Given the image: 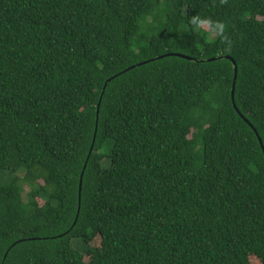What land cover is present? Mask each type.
Masks as SVG:
<instances>
[{
	"label": "trees",
	"instance_id": "trees-1",
	"mask_svg": "<svg viewBox=\"0 0 264 264\" xmlns=\"http://www.w3.org/2000/svg\"><path fill=\"white\" fill-rule=\"evenodd\" d=\"M226 57L264 148V0H0V264H264Z\"/></svg>",
	"mask_w": 264,
	"mask_h": 264
},
{
	"label": "water",
	"instance_id": "water-1",
	"mask_svg": "<svg viewBox=\"0 0 264 264\" xmlns=\"http://www.w3.org/2000/svg\"><path fill=\"white\" fill-rule=\"evenodd\" d=\"M166 56H175V57H179V58H182V59H190L189 57H187V56H184V55H181V54H172V55H166ZM227 59H229L232 63H233V65H234V80H233V84H232V90H231V101H232V104H233V107H234V109L236 110V112H237V114L245 121V123H247L250 127H251V129L254 131V133H255V135L257 136V139H258V142H259V144H260V147H261V149H262V151H263V153H264V148H263V145H262V142H261V140H260V138H259V136H258V134H257V132L255 131V129L251 126V124L239 113V111L237 110V108H236V106H235V104H234V87H235V78H236V70H237V68H236V66H235V64H234V61L232 60V59H230V58H228V57H226ZM132 68H134V66H132V67H130V68H127L125 71H127V70H129V69H132ZM125 71H123V72H125ZM114 77H112L111 79H113ZM111 79H109V80H111ZM94 141H95V134H94V137H93V142H92V145H91V147H90V150H89V154L91 153V151H92V148H93V143H94ZM89 154H88V156H87V159H86V161H85V164H84V167H83V170L85 169V166H86V164H87V161H88V158H89ZM83 170H82V173H81V175H80V180H79V186H78V200L80 199V191H81V183H82V174H83ZM79 204V203H78ZM78 210H79V206H78Z\"/></svg>",
	"mask_w": 264,
	"mask_h": 264
},
{
	"label": "rangeland",
	"instance_id": "rangeland-1",
	"mask_svg": "<svg viewBox=\"0 0 264 264\" xmlns=\"http://www.w3.org/2000/svg\"><path fill=\"white\" fill-rule=\"evenodd\" d=\"M206 28V27H205ZM207 29V28H206ZM19 176H21L22 177V174L21 175H19ZM29 191V189H28V187H24V193H23V195H22V198H23V200H25L26 201V193ZM39 202V204L41 205L42 204V202L41 201H38Z\"/></svg>",
	"mask_w": 264,
	"mask_h": 264
}]
</instances>
